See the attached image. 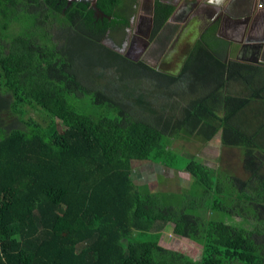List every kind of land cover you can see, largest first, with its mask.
I'll use <instances>...</instances> for the list:
<instances>
[{
  "label": "trees",
  "instance_id": "1",
  "mask_svg": "<svg viewBox=\"0 0 264 264\" xmlns=\"http://www.w3.org/2000/svg\"><path fill=\"white\" fill-rule=\"evenodd\" d=\"M137 3L96 0L110 19H95L81 2L0 0L3 30L28 14L6 46L0 35V264H264V65L217 54L206 33L175 74L130 62L102 41L129 26ZM173 11L154 0L152 39ZM77 59L87 71L122 65L156 77L167 89L161 109L142 90L126 102L151 119L113 108L97 77L88 86L78 75ZM184 84L189 95L172 91ZM86 93L98 114L73 106L72 94ZM29 108L46 114L43 124ZM217 134L241 151L245 175L187 161L180 170L207 202L176 206L133 182V162L175 169L172 139L208 143ZM171 223L175 236L201 245L199 257L160 244Z\"/></svg>",
  "mask_w": 264,
  "mask_h": 264
},
{
  "label": "rangeland",
  "instance_id": "2",
  "mask_svg": "<svg viewBox=\"0 0 264 264\" xmlns=\"http://www.w3.org/2000/svg\"><path fill=\"white\" fill-rule=\"evenodd\" d=\"M166 1L174 3L175 1L178 2L180 0ZM27 15V13H19L16 16V20L8 24L6 30H3L2 27H0V35L5 36L1 41V46H6L11 35L17 34L20 31V28L26 27ZM32 15H34V13H32ZM0 19L1 21H3L2 17H0ZM181 23L182 22L180 20L167 21L163 33L159 34L158 37H156L158 41H156V38L154 39L155 42H159V51H157V53L153 55V51L155 49V43L153 42L149 45L146 53L142 55L141 61L150 66H158L157 64H159L162 56L169 49V46L171 45L175 35L177 34ZM51 32L52 30L49 29V35L51 34ZM35 34L38 35L37 33ZM196 35V33L188 34V36L184 37L181 43L175 44L173 49L176 52L174 54L173 63H165L162 66L159 64L162 68H164V71H168L170 74H175L178 72V68L182 63V60H184L183 58H185L184 56L186 50L188 49L184 48V43H186L187 45L192 43L196 38ZM205 39L208 41V45L212 47L210 49L214 51L215 49L213 48H219L223 45L222 42L214 38L211 31L206 33ZM43 43L47 44L45 39L43 40ZM102 44L110 49H114L113 42L107 37L103 39ZM123 53L124 52L120 54ZM222 56L228 58V56L230 55L224 53L222 54ZM97 58L98 55L95 54L93 56V60L91 61L94 62ZM95 65L96 68L93 64L91 65L92 67H89V71H87V64L81 62L80 65L79 60L77 59L75 61V70L78 75H80V77L85 80L88 86H93L91 82L95 81L94 79L95 77H97L96 85L105 87L108 91L107 93L103 94L107 96L113 94V97H111L113 108L118 107L121 111L126 110L127 112H131L132 114L134 113L139 116H143L144 114H146L145 116H147V119H151L150 114L145 113L135 104L126 102V97L130 98L133 96L134 100L137 92L139 93V91L142 90L141 93L145 95V98L149 100L151 106H153L154 109H157V101L160 100L159 103L161 109L162 100H165L162 98V95L167 91L165 86L163 87L159 85L158 87V84H163L161 80H158L156 77H152L144 73H136V69H123L122 65L107 69H103L101 66H98L97 63H95ZM174 90H178L179 94H188L185 84L179 87L172 88V91ZM72 95L75 100V105L73 104V106L79 108V112L87 111L98 114L96 107L93 106L90 102V94L86 93L80 96H78L77 94ZM6 96L4 95L3 97ZM174 99L181 101L176 97L172 98L171 101H173ZM42 112L37 109L29 108L28 116L32 117L37 122L44 123L45 119ZM3 117L6 116L3 115ZM170 148L173 150V153L176 154L175 163L173 165L175 169H169L164 165L155 164L150 161L133 162L131 177L136 185L149 186V188L156 192V194H159L161 192V194L159 195L165 198V200L167 201L168 199H170L171 202H175L173 205L178 206L180 203H182L183 205L186 204L188 200H192V202L195 201L198 203L202 201L207 202L211 199V195L204 196L203 194H201L202 189L194 185V179L180 170V167H182L189 160L199 161L202 164H205L206 166L214 169L216 172H219L220 174L229 173L239 178H243L245 175L242 168L241 151L235 148L223 147L220 143L219 134H217L208 143H203L195 137H191L188 139H172L170 141ZM167 195L169 196V198L167 197ZM202 198L207 200H202ZM189 204L191 203L189 202ZM217 218L226 222V219L222 214L218 213ZM172 228V223L166 226V228L161 233L160 244L167 249L177 250L179 252L188 253L194 257H199L202 251L201 245L193 242L192 240L175 236L172 233Z\"/></svg>",
  "mask_w": 264,
  "mask_h": 264
},
{
  "label": "flooded vegetation",
  "instance_id": "3",
  "mask_svg": "<svg viewBox=\"0 0 264 264\" xmlns=\"http://www.w3.org/2000/svg\"><path fill=\"white\" fill-rule=\"evenodd\" d=\"M63 1L66 6H71L73 2H81L90 7L89 0L71 1L70 4L68 0ZM169 3L173 5L174 11L168 21L180 20L182 23L169 49L159 61L161 66L165 63H173L176 52L173 49L175 44L181 43L184 37L192 33L197 35L192 43L188 45L184 43V48H188L185 58L192 45L209 31L213 32L214 38L223 44L219 47L222 52L217 47L213 48L220 55L224 53L237 54L251 59L254 54L264 53V0H180ZM213 6L215 7V16L210 19L209 15ZM137 7L128 27L114 28L113 31L107 32V38L113 42L114 49L112 50L118 54L124 52L120 55L133 63L141 61L142 55L146 53L149 45L153 42L155 43L153 55L159 51V42H155L151 38V34L149 38H145L146 22L140 28L137 27ZM218 33L221 34V37L217 35ZM156 41H158L157 38ZM206 42L208 43V41ZM185 58L183 59L185 60ZM184 60H182L178 71ZM159 64L152 67L160 72L169 73L164 71V68Z\"/></svg>",
  "mask_w": 264,
  "mask_h": 264
},
{
  "label": "water",
  "instance_id": "4",
  "mask_svg": "<svg viewBox=\"0 0 264 264\" xmlns=\"http://www.w3.org/2000/svg\"><path fill=\"white\" fill-rule=\"evenodd\" d=\"M71 1H79V0H68L69 4L71 3ZM89 3H90V8L93 11V16L95 17V19H103V18L110 19V17L105 15L101 10L97 8L96 0H89ZM137 9L138 10H137V24L136 25L137 27L140 28L141 25L146 22L147 28H146L145 38H149L151 34L152 26H153L154 0H138ZM214 13H215V7L211 9V14L209 15L210 19H212L213 16H215ZM217 35L221 37V34L218 33Z\"/></svg>",
  "mask_w": 264,
  "mask_h": 264
},
{
  "label": "crops",
  "instance_id": "5",
  "mask_svg": "<svg viewBox=\"0 0 264 264\" xmlns=\"http://www.w3.org/2000/svg\"><path fill=\"white\" fill-rule=\"evenodd\" d=\"M237 56H238L237 54H231L230 56H228V59L254 63L257 65H264V53L254 54V56L251 59H247L241 55H239L238 57Z\"/></svg>",
  "mask_w": 264,
  "mask_h": 264
}]
</instances>
